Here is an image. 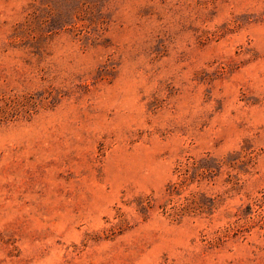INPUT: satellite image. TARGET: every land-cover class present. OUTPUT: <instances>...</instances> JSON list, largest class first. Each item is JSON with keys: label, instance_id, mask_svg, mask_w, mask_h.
<instances>
[{"label": "rangeland", "instance_id": "obj_1", "mask_svg": "<svg viewBox=\"0 0 264 264\" xmlns=\"http://www.w3.org/2000/svg\"><path fill=\"white\" fill-rule=\"evenodd\" d=\"M0 264H264V0H0Z\"/></svg>", "mask_w": 264, "mask_h": 264}]
</instances>
